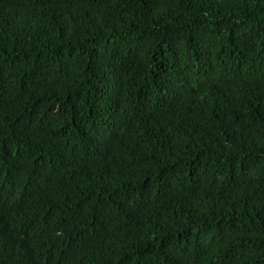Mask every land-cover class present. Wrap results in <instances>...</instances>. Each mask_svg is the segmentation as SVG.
Masks as SVG:
<instances>
[{
	"label": "trees",
	"instance_id": "trees-1",
	"mask_svg": "<svg viewBox=\"0 0 264 264\" xmlns=\"http://www.w3.org/2000/svg\"><path fill=\"white\" fill-rule=\"evenodd\" d=\"M0 264H264V0H0Z\"/></svg>",
	"mask_w": 264,
	"mask_h": 264
}]
</instances>
